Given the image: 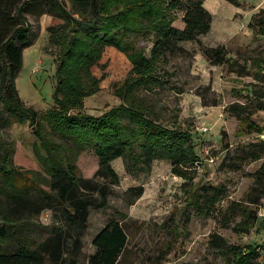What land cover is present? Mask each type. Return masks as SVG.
<instances>
[{
  "label": "trees",
  "instance_id": "16d2710c",
  "mask_svg": "<svg viewBox=\"0 0 264 264\" xmlns=\"http://www.w3.org/2000/svg\"><path fill=\"white\" fill-rule=\"evenodd\" d=\"M224 1L239 4V0ZM40 3H46L48 13L60 22L48 29L49 41L58 52L53 105L43 113L25 107L15 87L22 52L31 45V27L25 13ZM167 4L164 8L157 0H72L73 11H68L60 0H0L3 123L9 126L28 122L34 127L33 153L39 167L34 170L15 165L11 147H0V264H78L81 258L86 264H121L128 246L123 225L126 215L121 212H114L113 218L92 236V252L86 256L82 253L90 212L105 209L111 186L119 183L111 166L115 159L122 160L125 172L131 176L148 174L154 161L168 162L172 175L191 186L189 206L195 213L208 216L216 210L226 194L225 187L192 183L196 167L202 164L193 137L177 123L179 108L167 110L153 96L161 91H179L173 81L175 71L168 70V63L176 55L188 54L181 46L185 42L196 43L212 65L227 66L238 74L246 68L228 57L223 45L206 47L199 41L211 26V15L203 7V0H167ZM170 9L182 12V28L172 26L167 13ZM249 26L264 36V10ZM142 32L154 34L147 56L124 40L126 35ZM107 47L125 55L130 73L113 89L119 104L93 115L83 111V101L99 89L100 78L94 69ZM251 62L256 79L264 82V58ZM211 104H217L215 99ZM260 110H264V88L254 89L251 99L231 104L225 111L237 118L243 135H261L264 126L251 120V115ZM252 146L253 150L247 151L250 158L262 159L264 143ZM85 152H91L97 160L91 179H83L76 166L78 156ZM143 192L142 186L129 187L122 201L131 206ZM262 198L264 161L255 171L245 200L232 202L224 210L225 226L237 217L232 230L238 234L248 232L257 221ZM43 211L51 212L49 226L35 223ZM35 228L48 235L37 239ZM208 244L221 264H264L259 259L264 245L257 241L240 246L212 234Z\"/></svg>",
  "mask_w": 264,
  "mask_h": 264
},
{
  "label": "rangeland",
  "instance_id": "374dc122",
  "mask_svg": "<svg viewBox=\"0 0 264 264\" xmlns=\"http://www.w3.org/2000/svg\"><path fill=\"white\" fill-rule=\"evenodd\" d=\"M68 11H73L72 0H60ZM167 8V0H157ZM203 7L211 15L210 31L199 38L203 46L223 45L228 57L239 65H245L242 74L233 73L227 66L210 64L198 51L194 42L181 46L188 54L170 59L168 70L175 71L173 81L179 91H161L154 99L167 110L179 108L177 123L187 129L192 137L202 164L196 167L192 183L198 185H222L226 194L216 204V210L208 216H200L189 206V184L172 175L166 161H154L148 174L131 176L124 170L122 160L115 159L111 166L119 177V183L111 186L107 207L92 210L88 228L83 238V256L92 252L91 238L111 218L114 212L126 215L123 225L128 246L121 264H221L220 257L209 248L212 234L225 238L229 244L244 246L257 241L264 245V198L260 200L257 221L246 233L232 230L233 222L225 226L224 210L232 202H242L250 192L254 174L264 161H253L247 151L252 145L264 143V134H244L237 118L226 112V107L244 104L253 97V90L264 88V82L255 77L252 59L264 58V36L249 26L254 17L264 10V0H239L233 6L224 0H203ZM46 3L30 7L25 16L30 25L31 45L22 52V64L15 79V87L25 107L43 113L52 107V92L56 72L58 47L49 41V27L59 24L52 17ZM175 28H182V12L168 10ZM124 40L133 50H141L146 56L154 41V34L126 35ZM100 78L98 91L83 101V111L98 115L119 104L113 94L116 85L130 73L125 55L114 48L104 49L100 64L94 69ZM215 99L216 105H212ZM206 101L207 104H204ZM253 100V104H254ZM252 109V108H250ZM0 109V147H11V161L17 166L26 165L38 169L33 153L36 139L34 127L28 122L3 123ZM251 120L264 126V110L256 111ZM166 121H168L166 119ZM246 146V150L240 147ZM1 153V148H0ZM76 166L83 179H91L97 170V160L91 152L78 156ZM143 187V194L131 206L122 201L123 192L129 187ZM2 198H0V205ZM51 212L43 211L36 219L37 226H49ZM258 226L261 228L259 229ZM34 232V231H33ZM36 238L43 239L48 233L35 228ZM259 259L264 262V251ZM78 264H86L81 258Z\"/></svg>",
  "mask_w": 264,
  "mask_h": 264
}]
</instances>
